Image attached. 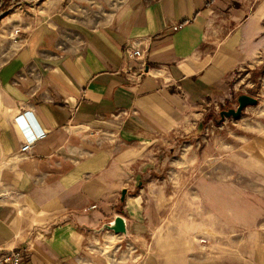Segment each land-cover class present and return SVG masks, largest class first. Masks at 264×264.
I'll list each match as a JSON object with an SVG mask.
<instances>
[{
    "label": "crops",
    "instance_id": "crops-1",
    "mask_svg": "<svg viewBox=\"0 0 264 264\" xmlns=\"http://www.w3.org/2000/svg\"><path fill=\"white\" fill-rule=\"evenodd\" d=\"M15 5L0 11V249H27L24 264H159L146 249L144 181L200 134L236 77L261 78L264 0ZM126 45L142 58H128ZM141 63L148 73L137 78ZM22 112L45 133L24 158ZM247 146L246 174L262 180L264 137ZM243 191L242 219L210 225L238 235L235 250L208 264H264V193ZM118 216L122 233L110 228ZM101 241L121 248L116 262ZM171 253L170 263L182 259Z\"/></svg>",
    "mask_w": 264,
    "mask_h": 264
},
{
    "label": "rangeland",
    "instance_id": "rangeland-1",
    "mask_svg": "<svg viewBox=\"0 0 264 264\" xmlns=\"http://www.w3.org/2000/svg\"><path fill=\"white\" fill-rule=\"evenodd\" d=\"M16 1L0 0V11H13ZM103 1L118 3L121 0H82V5L95 7ZM241 77L233 80L231 94L207 112L200 134L185 138L176 153H170L169 164L162 175L158 172L153 179L144 181L142 198L150 222L146 249L159 264H208L209 258L224 257L235 250L238 235L215 234L225 228L210 225L220 220L242 219L240 191L260 188L264 193V179L257 180L246 174L250 166L241 162L249 155L248 140L258 134L264 137V132L257 131L258 126L264 127V73L258 81L251 76L255 83L247 79L240 82ZM243 93L257 98L256 104L246 106L236 117L225 115L223 112L236 109L238 96ZM167 235L174 240L177 236L183 237V244L167 243ZM96 246L98 251L104 249V253L114 256L112 262L122 251L113 245L109 247L106 241ZM177 250L182 253V259L170 263L168 256ZM220 259H217L218 264L226 263Z\"/></svg>",
    "mask_w": 264,
    "mask_h": 264
},
{
    "label": "built area",
    "instance_id": "built-area-1",
    "mask_svg": "<svg viewBox=\"0 0 264 264\" xmlns=\"http://www.w3.org/2000/svg\"><path fill=\"white\" fill-rule=\"evenodd\" d=\"M181 27V24L174 25L173 30H177ZM124 52L130 59L142 58V52L140 49L133 45H126L124 47ZM148 72L145 69L143 63L139 68V72L136 75L137 78L140 77L141 74H147ZM25 114L27 112L19 113L14 117V122L18 125L19 129L23 134L24 141L20 146V150L18 155L22 158L26 157L27 152L32 148V145L38 139L44 137V132L42 130H38L36 132L33 131L31 125L28 123ZM28 258L27 249L15 247L12 249H0V264H24L26 259Z\"/></svg>",
    "mask_w": 264,
    "mask_h": 264
},
{
    "label": "water",
    "instance_id": "water-1",
    "mask_svg": "<svg viewBox=\"0 0 264 264\" xmlns=\"http://www.w3.org/2000/svg\"><path fill=\"white\" fill-rule=\"evenodd\" d=\"M237 107L235 110L229 109L227 112H223L225 115L238 116L243 108L248 105H255L256 98L247 94H241L237 99ZM110 228L114 230L115 233H122L125 231L124 222L122 217L118 216L114 219V222L110 225Z\"/></svg>",
    "mask_w": 264,
    "mask_h": 264
}]
</instances>
